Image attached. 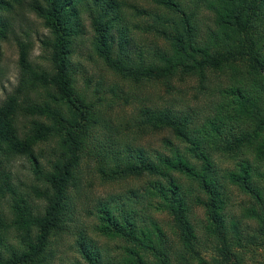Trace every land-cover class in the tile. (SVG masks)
Instances as JSON below:
<instances>
[{"label": "trees", "instance_id": "16d2710c", "mask_svg": "<svg viewBox=\"0 0 264 264\" xmlns=\"http://www.w3.org/2000/svg\"><path fill=\"white\" fill-rule=\"evenodd\" d=\"M140 1L0 0V79L12 37L19 53L0 103V264H57L71 236L70 264H249L264 250V0ZM25 13L48 32L37 59ZM97 66L117 82L94 83ZM118 79L139 104L123 121ZM189 80L193 99L175 85ZM159 83L170 102L140 97Z\"/></svg>", "mask_w": 264, "mask_h": 264}, {"label": "rangeland", "instance_id": "374dc122", "mask_svg": "<svg viewBox=\"0 0 264 264\" xmlns=\"http://www.w3.org/2000/svg\"><path fill=\"white\" fill-rule=\"evenodd\" d=\"M134 3H139L140 5H145V7L148 6V4L145 3V1L140 0H132ZM23 22L21 23V31L25 34V32H29L30 35H32V39L35 41V49L33 52V58L37 59V57L41 54L40 51V42L39 38L46 35L48 32L43 27L40 20H38L35 15L31 13H25L23 16ZM3 61H2V67L4 69V76L2 79H0V103L6 98L7 94L11 92L14 87L18 84L19 81V68H18V59H19V53H18V47L16 44L15 37H12V39L4 44L3 48ZM100 68L92 69L91 73L93 74L94 83H96L98 80H103L104 82H117V79L115 76H113L110 72L107 71L103 66H97ZM118 81L121 84V89L118 90V92L123 96H129L130 97V103L127 106L123 107H117L115 111V117L119 120H126L131 117L133 110L137 108V103L135 99H132V94L136 93V85L134 84H128L124 81H121L118 79ZM127 84V85H123ZM123 85V86H122ZM177 91H185L189 94L188 98L193 99L194 94L197 92V88H194V86H197L196 82H193L192 80L182 82V81H176ZM141 93L140 97H146L153 98V101L159 102L160 104L167 103L171 101V94L168 92L167 87L163 84H156L147 86L143 89V91H139ZM138 94V93H137ZM125 99V98H124ZM123 99V100H124ZM120 101V100H119ZM195 102V101H193ZM134 103L133 105H131ZM149 103V101H148ZM196 107V106H195ZM163 134L161 135H151L143 138L141 140V144L145 146L148 149H154L157 147L162 146V140H164ZM14 171L16 175L20 178H22L23 181L27 179V177L30 175V163L26 159H20L15 164ZM30 183V181H29ZM125 187L124 189H126ZM108 193L107 189L104 187L98 186V194L105 196ZM235 194V198L239 201L242 200V198ZM39 202V201H38ZM200 216L202 215V211L199 212ZM169 220V218H168ZM74 236L66 237L65 240L61 243L60 251L61 254L57 258V264H70L72 260L75 258V254L72 251L71 244L73 243ZM100 244H105V240L98 241ZM248 261L249 264H264V250L255 248L254 251L249 250L248 255Z\"/></svg>", "mask_w": 264, "mask_h": 264}]
</instances>
